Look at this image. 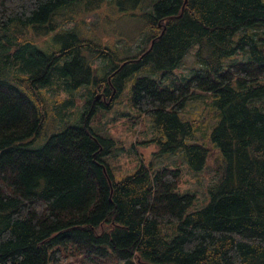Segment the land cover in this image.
I'll use <instances>...</instances> for the list:
<instances>
[{
	"label": "trees",
	"instance_id": "1",
	"mask_svg": "<svg viewBox=\"0 0 264 264\" xmlns=\"http://www.w3.org/2000/svg\"><path fill=\"white\" fill-rule=\"evenodd\" d=\"M106 1L115 0H0V264H264V0H116L138 8L148 32L123 66L75 28L53 33L54 46L36 44ZM193 44L199 67L174 75ZM89 54L111 60L102 78ZM151 68L162 76H137L129 100L150 117L159 152L182 151L195 171L216 157L200 209L179 191L176 166L142 164L116 180L107 161L116 141L90 126L98 91L114 99ZM54 75L70 93L95 87L87 112L56 128ZM200 92L218 118L211 146L192 141L194 123L181 116Z\"/></svg>",
	"mask_w": 264,
	"mask_h": 264
},
{
	"label": "rangeland",
	"instance_id": "2",
	"mask_svg": "<svg viewBox=\"0 0 264 264\" xmlns=\"http://www.w3.org/2000/svg\"><path fill=\"white\" fill-rule=\"evenodd\" d=\"M80 7L82 5H78V8ZM68 11H75V8H70ZM61 12L64 13V11ZM139 13L138 8L126 7L125 1L121 3L119 1L117 3L116 0L111 3L106 1L100 4L95 11L75 14L73 18H71L73 15L68 16L69 19L62 23L60 28H49L46 35L36 34L34 39L38 47L44 49L48 45H55L53 33L62 29L75 28L82 36L104 46L107 51L110 49L117 63L120 61L125 63L126 57L133 56L142 50L148 35V32L142 28L143 22L138 16ZM45 25L48 26V24ZM16 47L17 44L10 48V52L14 53H11L12 56L9 59L14 63L22 61L23 58L19 56L18 59H15ZM196 50L197 44L190 46L180 66L175 69L174 75L187 77L193 74V71L199 67V64L195 62ZM235 58L239 59L240 55H236ZM86 61H91V64L97 67L96 72L100 76L99 78L103 77L104 71L110 67L109 63L111 62L108 57L92 54L87 55ZM21 66H23V62H21ZM13 71L15 69L10 63L3 65L5 75ZM145 73H150V76L155 78L162 76V72L152 70V68L149 71L140 70L129 77L123 91L114 99L113 95L104 97L102 91H98L96 100L101 101L104 106L97 105L95 111L90 115V126L100 135L116 141L107 157L116 180L132 173L142 164L152 171L162 166H176L182 170L179 191L194 194L195 203L192 210L200 209L207 204L208 189L218 178L215 168L216 157L211 156L203 169L195 171L189 166L182 151L159 152V145L151 141L156 134L150 117L137 113L131 107L129 100L132 83L137 76ZM54 76L52 86L48 88L47 92L50 99L49 106H51L49 107L51 121L56 128L62 125L65 120L72 122L79 120L80 115L87 112V104L94 95L95 87L91 83L85 84L73 91L72 95L67 90L65 78ZM164 84H170V79L166 78ZM69 99L73 100L74 105L63 108ZM181 116L194 123L195 131L192 141L210 145L211 130L218 118L211 109L209 95L205 92L197 93L187 101ZM163 230L166 231L165 227ZM166 235L170 238L171 232H166Z\"/></svg>",
	"mask_w": 264,
	"mask_h": 264
},
{
	"label": "flooded vegetation",
	"instance_id": "3",
	"mask_svg": "<svg viewBox=\"0 0 264 264\" xmlns=\"http://www.w3.org/2000/svg\"><path fill=\"white\" fill-rule=\"evenodd\" d=\"M125 63H121L120 65L123 66ZM119 68V67H118ZM108 81L110 80V77H107Z\"/></svg>",
	"mask_w": 264,
	"mask_h": 264
},
{
	"label": "water",
	"instance_id": "4",
	"mask_svg": "<svg viewBox=\"0 0 264 264\" xmlns=\"http://www.w3.org/2000/svg\"><path fill=\"white\" fill-rule=\"evenodd\" d=\"M98 98V97H97Z\"/></svg>",
	"mask_w": 264,
	"mask_h": 264
}]
</instances>
